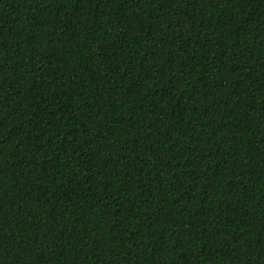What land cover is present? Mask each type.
Returning <instances> with one entry per match:
<instances>
[{"label":"trees","instance_id":"1","mask_svg":"<svg viewBox=\"0 0 264 264\" xmlns=\"http://www.w3.org/2000/svg\"><path fill=\"white\" fill-rule=\"evenodd\" d=\"M0 264H264V0H0Z\"/></svg>","mask_w":264,"mask_h":264}]
</instances>
